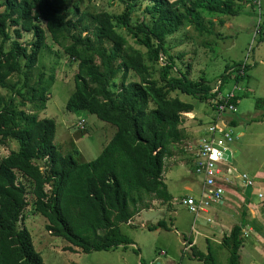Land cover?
<instances>
[{
  "label": "trees",
  "instance_id": "trees-1",
  "mask_svg": "<svg viewBox=\"0 0 264 264\" xmlns=\"http://www.w3.org/2000/svg\"><path fill=\"white\" fill-rule=\"evenodd\" d=\"M142 1L122 0L126 5L122 13L77 10L74 18L69 0H4L0 88L12 96L6 99L0 94V143L12 141L19 147L0 163V264H42L29 231L20 228L29 192L34 196V210L48 220L46 232L84 253L134 245L120 225L139 213L146 195L165 202L172 199L162 179L164 161L171 156L170 148L184 141V114L193 112L195 106L170 94L212 103L220 90L214 92L205 78L193 81L178 71L175 59L184 54L172 56L167 40L185 25L193 26L200 36L212 35L213 20L219 17L223 25L221 17L238 14L240 0H148L145 17L135 18ZM122 30L147 50L152 64L161 62L160 81L153 80L152 67ZM22 32H32L29 48L20 43ZM48 35L78 62L75 91L66 109L94 115L117 128L102 153L88 163H80L74 154L64 155L55 145L56 122L38 119L56 81L54 71L49 76L32 74L39 54L48 48ZM8 42L12 43L9 50ZM233 69V65L225 66L218 78L221 86ZM171 70L176 77L170 75ZM132 74L139 81H130ZM240 77L234 79L236 83ZM231 102L236 105L237 97ZM26 103L32 105L33 113L19 109ZM262 104L264 99H259L257 110ZM229 125L234 127L235 122L230 119ZM18 173L33 182L30 190L19 181ZM244 216L242 211L241 223L222 238L227 264H240ZM148 229L168 228L160 220ZM72 247L69 250L74 252ZM191 249L193 259L219 264L211 247L207 253Z\"/></svg>",
  "mask_w": 264,
  "mask_h": 264
},
{
  "label": "rangeland",
  "instance_id": "rangeland-1",
  "mask_svg": "<svg viewBox=\"0 0 264 264\" xmlns=\"http://www.w3.org/2000/svg\"><path fill=\"white\" fill-rule=\"evenodd\" d=\"M3 2L4 0H0V12L5 9ZM69 3L70 17L74 18L77 10L94 13L105 9L112 13H122L126 9L122 0H69ZM148 3V0L142 1L134 15L135 18L145 17V7ZM239 5L238 14L221 17L224 20L223 25H220L219 17L213 20L212 29L215 33L212 35L203 33L200 36L193 26L185 25L166 43L172 56L184 54L182 59H175L178 71L185 72L193 81L205 78L213 88H217V82L220 80L218 78L225 66H234L229 81L220 88L222 95L227 96L234 92L237 97L232 115L236 120V126L231 127L235 141L229 145L232 161L228 166L240 178L229 176L233 185H228L227 188L233 186V194L225 192L222 203H214L213 208L209 209V214L192 213L181 203V199L191 193L184 187L182 179L186 173L189 180L192 179L189 182L194 191L192 194L198 195L202 187V177L192 174V162H189L183 172H174L173 181L167 179L168 189L172 194L169 202L146 195L139 205V213L129 223L120 225L122 232L132 239L134 245L120 247L114 251L84 253L64 239L53 237L46 232L45 225L48 220L34 210V196L29 192L26 195L29 205L24 210L20 228L29 231L34 249L42 258V264H205L192 258V247L203 253H207L211 247L218 263L227 264L228 251L222 245V238L229 234L234 224L242 221L240 209L246 202L240 200L247 202L259 200L264 203V104L260 109L256 108L257 101L264 99V0H240ZM43 26L46 28L44 22ZM122 32L131 46L142 51L146 64L152 67L153 80L160 81L161 62L152 64L147 50L137 45L125 31ZM32 41V32H22L20 43L23 46L29 48ZM47 44L48 48L39 54L37 66L32 74L36 76L45 72L49 76L54 71L56 81L51 89L46 109L37 113L38 119H52L56 122L55 145L64 155L74 154L80 163H88L102 153L115 136L117 128L94 115L85 112L72 113L66 109L67 102L75 91L74 78L78 73V62L70 59L64 49L56 45L49 35ZM11 47L12 43L8 42L6 49L9 50ZM164 60L161 59L162 62ZM238 70L243 71L244 75L236 83L234 79L240 75ZM170 75L176 77V71L171 70ZM130 81H139V77L132 74ZM0 94L6 99L12 96L11 92L1 88ZM170 96L194 104V113L207 126L216 116L210 101L200 102L178 92L171 93ZM19 109L26 113L34 112L29 103ZM187 120L196 121L197 126L201 125L197 119ZM80 121H85V131H81ZM18 147V144L12 141L5 145L0 143V163L10 153L17 151ZM170 150L173 154L172 159L185 163L192 149L186 142L185 146L181 144L177 148L171 147ZM243 174L254 183V192L249 198L243 193L244 181L241 179ZM253 174H257V178L253 179ZM18 179L28 190L32 188L33 182L24 175L18 173ZM45 187L50 189V186ZM259 193H262V197ZM228 198L232 200L233 206L230 211L238 208V213L235 210L237 214L232 212L235 214L233 217H229L228 213L225 216L220 214L223 209L227 210L230 206L225 200ZM160 220H165L167 230L148 229L149 225ZM247 224L251 227L249 218ZM254 236L255 234L250 232L244 237L242 232L244 246L240 250V264H264L262 238L261 241H256L257 245L253 244L254 249L247 248L252 244ZM70 247L74 252L69 250ZM251 249L252 259L246 260L247 251Z\"/></svg>",
  "mask_w": 264,
  "mask_h": 264
},
{
  "label": "built area",
  "instance_id": "built-area-1",
  "mask_svg": "<svg viewBox=\"0 0 264 264\" xmlns=\"http://www.w3.org/2000/svg\"><path fill=\"white\" fill-rule=\"evenodd\" d=\"M239 74L243 76L244 72L240 71ZM217 85L214 92L220 90L221 82L218 81ZM235 97L234 92L224 96L221 94V91H219L217 98L212 102L216 116L212 123L206 128L205 137L191 148L192 150L190 153L195 162V173L202 177L203 184L200 194L189 195L182 198L181 203L196 215L200 213L209 214V209L213 208L214 203H222V197L228 185H233L229 176L236 179L240 178V176L228 166L225 156V153L230 151L229 145L235 141L231 126L229 125V118L235 111V105L231 101ZM79 127L81 131H85V121H80ZM241 179L244 181L242 188L243 193L247 185L253 187L254 183L246 174H243ZM259 196L262 197V193H259ZM242 232L243 236L247 237L249 232L245 230Z\"/></svg>",
  "mask_w": 264,
  "mask_h": 264
},
{
  "label": "crops",
  "instance_id": "crops-1",
  "mask_svg": "<svg viewBox=\"0 0 264 264\" xmlns=\"http://www.w3.org/2000/svg\"><path fill=\"white\" fill-rule=\"evenodd\" d=\"M187 119H189V120L197 119L201 123L202 126L201 125L197 126L196 121H188ZM229 119H232L235 122V126H236V120L234 118H232V115ZM184 120H185V124L182 127V131L184 133L185 139L182 142V144L185 146V143L187 142L188 145L192 148L195 145H197L205 137V135H206L205 131H206V128L208 126L204 124V121H202L201 119H198V116L194 113V111L191 112L190 114H184ZM239 136H240V134H239ZM231 154H232V152H231ZM172 156H173V154L171 153V156L168 157L167 159H165L164 170H163V174H162V179H163L164 183L166 184L167 190L169 191L170 194H171V192L168 189L167 179L170 181H173L174 180V172H177V171L183 172L186 169L187 164L189 162H192L191 172L193 175H196V173H195V162L193 163L194 159H193V156L191 153L189 154L187 161L185 163L180 162L177 159H175V160L172 159ZM166 161H167V166H166ZM253 175H254L253 179L257 178V174H253ZM182 180H183V183L185 184L184 187L186 188V190L191 191V193L184 196V198L189 196V195H195V194H192V192H194V191H193L192 187L189 185V182L192 179L189 180L187 174L185 173ZM202 184H203V180H202ZM253 186H254V184H253ZM233 188H234L233 186H231L230 188H227L226 193L229 195H232L233 194V191H232ZM253 192H254V187H253ZM252 194H251V197H252ZM171 196H172V194H171ZM234 196L238 198V196H236V195H234ZM225 200L228 201V204L230 206L228 207L227 210L223 209L220 212V214L225 216L228 213L229 217L230 216L233 217V215L238 213V208L234 207L237 213L235 212V210L230 211L233 208V206L231 204L232 200L229 198L225 199ZM240 202H246V204L243 205L242 208L240 209L241 214H242V211H245V216H244L245 219L243 220L245 225H244L243 230H245V228L248 227L249 229L245 230V231L249 232V233L252 232L253 234H255L253 241H252V244L250 245V247L248 246L247 248H253L254 249L253 246L257 245L256 241H261V238L264 241V239H263L264 238V221H263L264 220L263 219L264 218V203L260 202L259 200H254L252 202L240 200ZM223 204H224V202H223ZM232 212H234L235 214H233ZM220 218H221V216L219 215L218 220H220ZM248 218L250 219L251 227H250V225L247 224ZM221 220H225V219H221ZM209 221H211V220H209ZM234 225H233V227H234ZM211 240L214 241L213 239H211ZM243 246H244V243H243ZM241 248H240V250H241ZM247 253H248V256L246 257V260L252 259V256H253L252 255V249L247 251Z\"/></svg>",
  "mask_w": 264,
  "mask_h": 264
},
{
  "label": "water",
  "instance_id": "water-1",
  "mask_svg": "<svg viewBox=\"0 0 264 264\" xmlns=\"http://www.w3.org/2000/svg\"><path fill=\"white\" fill-rule=\"evenodd\" d=\"M225 156H226V160H227V162L228 163H231V153H230V151H227L226 153H225ZM252 190H253V187L252 186H250V185H247L246 187H245V189H244V195L246 196V197H251V194H252Z\"/></svg>",
  "mask_w": 264,
  "mask_h": 264
}]
</instances>
